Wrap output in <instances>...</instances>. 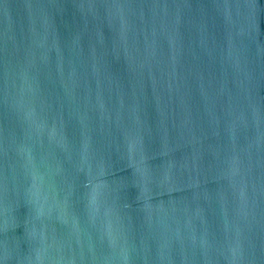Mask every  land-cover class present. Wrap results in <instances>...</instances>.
<instances>
[{"label":"water","instance_id":"1","mask_svg":"<svg viewBox=\"0 0 264 264\" xmlns=\"http://www.w3.org/2000/svg\"><path fill=\"white\" fill-rule=\"evenodd\" d=\"M0 264H264V0H0Z\"/></svg>","mask_w":264,"mask_h":264}]
</instances>
